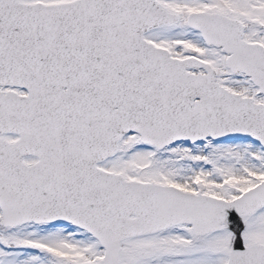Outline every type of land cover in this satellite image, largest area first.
I'll list each match as a JSON object with an SVG mask.
<instances>
[{
  "label": "snow or ice",
  "instance_id": "1",
  "mask_svg": "<svg viewBox=\"0 0 264 264\" xmlns=\"http://www.w3.org/2000/svg\"><path fill=\"white\" fill-rule=\"evenodd\" d=\"M0 264H264V0H0Z\"/></svg>",
  "mask_w": 264,
  "mask_h": 264
}]
</instances>
